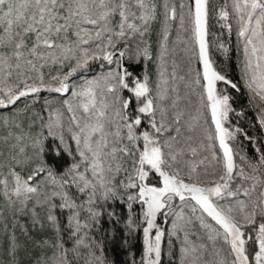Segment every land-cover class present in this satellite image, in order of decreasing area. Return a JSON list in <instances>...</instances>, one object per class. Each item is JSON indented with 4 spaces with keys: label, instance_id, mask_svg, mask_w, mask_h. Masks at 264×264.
I'll list each match as a JSON object with an SVG mask.
<instances>
[{
    "label": "snow or ice",
    "instance_id": "obj_1",
    "mask_svg": "<svg viewBox=\"0 0 264 264\" xmlns=\"http://www.w3.org/2000/svg\"><path fill=\"white\" fill-rule=\"evenodd\" d=\"M25 256L264 264V0H0V264Z\"/></svg>",
    "mask_w": 264,
    "mask_h": 264
},
{
    "label": "trees",
    "instance_id": "obj_2",
    "mask_svg": "<svg viewBox=\"0 0 264 264\" xmlns=\"http://www.w3.org/2000/svg\"><path fill=\"white\" fill-rule=\"evenodd\" d=\"M230 71H231V75L233 77H236L238 75V68H237L236 64H232ZM244 99H245V97H241L239 103H243ZM109 255L112 257V259L117 260V261H126L128 258L120 248H116L115 250H113L110 247ZM30 260H31V256H25L24 257V264H30Z\"/></svg>",
    "mask_w": 264,
    "mask_h": 264
}]
</instances>
